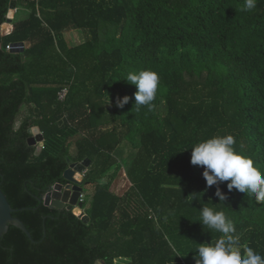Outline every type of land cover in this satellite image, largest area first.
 Masks as SVG:
<instances>
[{"label":"trees","instance_id":"trees-1","mask_svg":"<svg viewBox=\"0 0 264 264\" xmlns=\"http://www.w3.org/2000/svg\"><path fill=\"white\" fill-rule=\"evenodd\" d=\"M12 1L0 0V189L34 241L10 225L0 264H195L199 245L222 235L200 224L202 207L233 221L242 253L264 257V202L229 182L219 201L190 163L194 145L232 135L264 173V0L251 11L245 0H15L30 15L2 36ZM73 31L84 38L74 46ZM15 43L23 53L7 50ZM144 69L160 78L152 111L135 108L126 81ZM87 159L89 224L44 204Z\"/></svg>","mask_w":264,"mask_h":264},{"label":"clouds","instance_id":"clouds-1","mask_svg":"<svg viewBox=\"0 0 264 264\" xmlns=\"http://www.w3.org/2000/svg\"><path fill=\"white\" fill-rule=\"evenodd\" d=\"M256 7V0H245V10L251 11ZM126 81L134 85L135 108L146 107L149 111L155 108L153 103L159 83V74L151 69L127 74ZM126 96L118 102L119 107L128 103ZM235 139L232 135L213 137L199 142L191 149L190 163L202 166L203 178L208 187L217 186L215 196L219 201H225L219 184L227 183V189L238 190L246 195L254 194L257 202H264V173L254 166L251 158L242 156L234 150ZM200 224L221 235L214 244H201L194 256L195 264H264V257L245 247L243 253L239 250L240 236L231 219L223 211H216L210 207L200 210Z\"/></svg>","mask_w":264,"mask_h":264},{"label":"water","instance_id":"water-1","mask_svg":"<svg viewBox=\"0 0 264 264\" xmlns=\"http://www.w3.org/2000/svg\"><path fill=\"white\" fill-rule=\"evenodd\" d=\"M17 9V1L13 0L10 4L7 22L13 24L15 11ZM11 53H23L24 43H15L11 45ZM33 136L29 139L30 146H37V154H40L45 138L40 128L36 127L32 130ZM90 159L82 163H71L69 168L64 172L63 178L67 182L66 185L57 184L50 191L45 199L44 204L47 207L56 208L59 210L66 209L81 219L83 223L89 224L90 217L84 211V202H80V197L84 193L85 179L83 173L90 168ZM14 210L10 205L6 195L0 189V239L8 233L9 226L13 225L21 230L27 237L34 241L25 224L18 218L13 217ZM99 263V262H98Z\"/></svg>","mask_w":264,"mask_h":264},{"label":"rangeland","instance_id":"rangeland-1","mask_svg":"<svg viewBox=\"0 0 264 264\" xmlns=\"http://www.w3.org/2000/svg\"><path fill=\"white\" fill-rule=\"evenodd\" d=\"M19 7L20 8L18 9L17 15H16V23L26 20L29 17V15H30V11L26 7L20 6V5H19ZM4 34L5 33H3L2 30H1V35L4 36ZM65 36H66L67 42L70 45H73V46L74 45H78V44H80L81 42L84 41L83 34L81 33V31H73V32L67 33ZM21 113L22 114L20 116V120H22L23 118H25V117H27L29 115V112H28L27 108H23ZM159 113L161 115H163V113H164L163 106H160ZM136 148H138V141L136 142V145H135L134 149H136ZM121 150H122V152L120 154V157L122 159L128 158V155H130L131 153L133 155L135 154V150H132L129 146H124ZM128 159L130 160V158H128ZM120 167L121 166H119V169L115 170V173H116L117 176L113 179V183H114L113 187H115V188H117L119 190L124 188V186L127 184V181L125 179V175L124 174L118 176V174L120 173V171H119ZM89 169H88V171H89ZM88 187H85V192H84L85 193V196H84L85 197V201H86V198L88 199V198H91V196H92V191L90 192ZM97 264H104V263L100 262V263H97Z\"/></svg>","mask_w":264,"mask_h":264},{"label":"built area","instance_id":"built-area-1","mask_svg":"<svg viewBox=\"0 0 264 264\" xmlns=\"http://www.w3.org/2000/svg\"><path fill=\"white\" fill-rule=\"evenodd\" d=\"M38 1V0H37ZM7 50L8 51H11L12 50V47L11 46H8L7 47ZM67 93H68V90L67 89H63L60 93H59V101H64L65 100V98H66V96H67ZM40 146H42V149H43V147H44V143H42V144H40ZM87 171H88V169L83 173V176H84V178L86 177V174H87ZM85 201V197H84V194H82L81 195V197H80V202H84Z\"/></svg>","mask_w":264,"mask_h":264},{"label":"crops","instance_id":"crops-1","mask_svg":"<svg viewBox=\"0 0 264 264\" xmlns=\"http://www.w3.org/2000/svg\"><path fill=\"white\" fill-rule=\"evenodd\" d=\"M20 7H19V5L17 4V9H16V11H15V15H14V20H13V24H10L9 22H7L8 23V25H10L11 26V30L8 32V33H5L4 34V36L5 35H8V34H10L12 31H13V29H14V23H16V15H17V11H18V9H19ZM90 166H91V164H90Z\"/></svg>","mask_w":264,"mask_h":264},{"label":"bare ground","instance_id":"bare-ground-1","mask_svg":"<svg viewBox=\"0 0 264 264\" xmlns=\"http://www.w3.org/2000/svg\"><path fill=\"white\" fill-rule=\"evenodd\" d=\"M11 30V26L7 24H5L3 27H2V32L3 33H8L9 31ZM100 263V262H99Z\"/></svg>","mask_w":264,"mask_h":264}]
</instances>
